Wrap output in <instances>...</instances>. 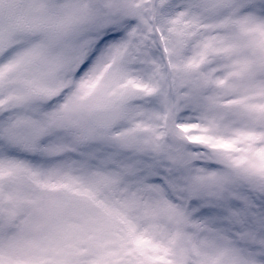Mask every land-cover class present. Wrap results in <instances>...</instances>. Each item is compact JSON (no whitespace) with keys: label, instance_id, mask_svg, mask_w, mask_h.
Here are the masks:
<instances>
[{"label":"snow or ice","instance_id":"1","mask_svg":"<svg viewBox=\"0 0 264 264\" xmlns=\"http://www.w3.org/2000/svg\"><path fill=\"white\" fill-rule=\"evenodd\" d=\"M0 264H264V0H0Z\"/></svg>","mask_w":264,"mask_h":264}]
</instances>
